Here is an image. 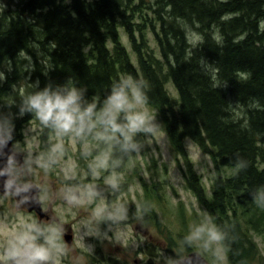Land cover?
Segmentation results:
<instances>
[{
  "label": "trees",
  "instance_id": "16d2710c",
  "mask_svg": "<svg viewBox=\"0 0 264 264\" xmlns=\"http://www.w3.org/2000/svg\"><path fill=\"white\" fill-rule=\"evenodd\" d=\"M145 33L152 34L158 57ZM127 75L147 83L148 107L158 112L175 156L185 155L190 137L217 171L237 168L212 179L209 197L187 163L184 175L198 204L225 233L228 263L259 264L249 232L258 225L254 215L264 212L253 203L264 190V0H8L0 9V124L9 125L5 136L12 143L20 137L13 125L38 118L23 98L45 87H75L82 108L94 104L99 113L112 85ZM19 84L23 96L14 90ZM18 106L22 118L16 116L20 109L14 111ZM117 123H125L123 113ZM146 134L132 135V147L122 149L127 159L129 149L145 145ZM114 137L113 152L123 139ZM238 159L247 166L236 167ZM142 214L156 219L151 209L143 207Z\"/></svg>",
  "mask_w": 264,
  "mask_h": 264
},
{
  "label": "rangeland",
  "instance_id": "374dc122",
  "mask_svg": "<svg viewBox=\"0 0 264 264\" xmlns=\"http://www.w3.org/2000/svg\"><path fill=\"white\" fill-rule=\"evenodd\" d=\"M7 1L0 0L1 10ZM118 32L137 67L127 36L121 28ZM188 37L193 41L194 33L189 32ZM145 38L158 57L152 34L145 33ZM107 46L111 48L109 41ZM23 87L19 84L14 90L23 96ZM166 88L170 96L177 98L170 83ZM19 109L16 116L22 118L24 112L19 106L14 111ZM147 111L154 131L145 135V146L140 152L120 165L109 163V144L115 135L105 133L96 116L90 129L82 134L60 132L39 118L13 125L20 136L12 137L13 147L23 153L24 164L14 166L12 177L40 189L38 196L44 217L38 220L36 213L18 208L14 195L0 194V257L18 235H37V229L48 235V229L54 228L59 247L51 249L47 264H85L84 252L101 258V264L107 257L120 264H179L191 251L201 254L209 264H229L224 249L221 253L224 259L218 261L211 251L185 242L192 226L204 220L202 212L206 210L198 204L184 172L190 167L209 197L212 179L218 175L229 177L237 168L217 171L211 158L192 142L189 148L188 141L185 155L175 156L158 112L150 107ZM8 126L0 124L2 136L10 130ZM143 207L154 212V221L144 219L149 213L146 211L143 216ZM254 217L258 225L249 232L259 252L254 262L264 264V212ZM44 235H38L36 243L44 244ZM65 235L71 236L70 243ZM0 264L13 262L0 260Z\"/></svg>",
  "mask_w": 264,
  "mask_h": 264
},
{
  "label": "clouds",
  "instance_id": "9594fccd",
  "mask_svg": "<svg viewBox=\"0 0 264 264\" xmlns=\"http://www.w3.org/2000/svg\"><path fill=\"white\" fill-rule=\"evenodd\" d=\"M206 63L207 68H211ZM111 87V93L107 96L104 107L100 113H96L94 104L87 107L81 106V94L75 88L64 90H51L45 87L41 91L29 95L25 104L30 111L45 124H50L60 132H76L82 134L92 126V118L96 116L97 121L103 126L105 133L115 135L117 133L123 137L125 147H132V135L137 132L150 133L155 126L150 123L149 96L146 92L147 83L143 80L125 76L118 79ZM124 114L125 123H117L119 115ZM107 138H111L110 136ZM188 147H191V138L185 137ZM236 167L245 168L246 162L238 159ZM253 203L259 208H264V190H258L253 197ZM204 220L192 226L189 234L185 237V242L197 245L200 248L211 251L218 261L224 257L223 251L226 235L213 222L212 216L207 211H203ZM37 235L23 233L9 242L4 256L0 260L12 261L13 264H47L51 256V249L58 248L56 244L57 231L54 228L48 229V235L35 230ZM38 235H44V244L36 243ZM171 264V262H170Z\"/></svg>",
  "mask_w": 264,
  "mask_h": 264
},
{
  "label": "water",
  "instance_id": "95a60500",
  "mask_svg": "<svg viewBox=\"0 0 264 264\" xmlns=\"http://www.w3.org/2000/svg\"><path fill=\"white\" fill-rule=\"evenodd\" d=\"M0 193L15 194L18 208H25L28 212H34L41 220L44 212L41 209V202L38 198L39 188L35 186H25L17 184L16 180L9 176V166L12 163L24 164L21 154L13 152L11 141L0 135ZM14 158V160H13ZM28 197V198H27ZM22 203V204H20ZM67 243H70L71 236H64ZM69 238V239H68ZM69 240V241H68ZM180 264H209L205 258L197 253L190 252L184 257Z\"/></svg>",
  "mask_w": 264,
  "mask_h": 264
},
{
  "label": "flooded vegetation",
  "instance_id": "af4514ba",
  "mask_svg": "<svg viewBox=\"0 0 264 264\" xmlns=\"http://www.w3.org/2000/svg\"><path fill=\"white\" fill-rule=\"evenodd\" d=\"M115 138H117V137H112V139H111V142H110V144H109V147L111 148V151H110V158H109V160H110V164H118V165H120V164H123L124 162H126L127 160H130L132 157H134L135 155H136V153H139L140 152V150L142 149V148H136V149H134V150H131V149H129V151H133L132 152V156L131 157H128V159H127V157H126V155L123 153V151H122V149H123V147L125 146L124 145V141H123V139H122V142H121V144H120V147H121V149H119V150H116L115 152H113V147H114V139ZM123 138V137H122ZM145 145H143L142 147H144ZM13 150H15L16 151V149H15V147H13ZM17 152V151H16ZM125 152H126V150H125ZM114 154H116L117 155V157H118V160H113V159H111V156L112 155H114ZM21 155L23 156V153H21ZM23 158H24V156H23ZM15 165H17V164H11V166H10V176H11V178H13L12 177V169L14 168V166ZM15 179V178H14ZM17 180V179H16ZM18 181V180H17ZM19 182V181H18ZM90 242H93L94 243V241H93V239H91L90 240ZM148 245V244H147ZM146 252H148V247H146ZM84 254L86 255V258H87V262L85 263V264H101V258H98V257H96L94 254H92V253H85L84 252ZM91 260L93 261V263L91 262Z\"/></svg>",
  "mask_w": 264,
  "mask_h": 264
},
{
  "label": "bare ground",
  "instance_id": "6f19581e",
  "mask_svg": "<svg viewBox=\"0 0 264 264\" xmlns=\"http://www.w3.org/2000/svg\"><path fill=\"white\" fill-rule=\"evenodd\" d=\"M13 160H14V158H13ZM0 161H1V155H0ZM12 195H14V197H15V199H16V195L15 194H12ZM28 198V197H27ZM16 203H17V200H16ZM20 204H22V203H20ZM22 206H23V204H22ZM187 256V255H186ZM185 256V257H186Z\"/></svg>",
  "mask_w": 264,
  "mask_h": 264
}]
</instances>
